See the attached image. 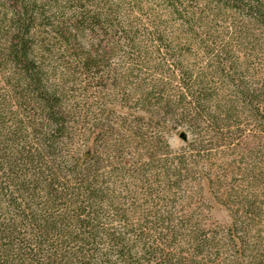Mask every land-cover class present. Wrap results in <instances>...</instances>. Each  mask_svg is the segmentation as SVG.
Here are the masks:
<instances>
[{"label": "trees", "instance_id": "1", "mask_svg": "<svg viewBox=\"0 0 264 264\" xmlns=\"http://www.w3.org/2000/svg\"><path fill=\"white\" fill-rule=\"evenodd\" d=\"M127 1L0 0V73L13 93L7 100H14V113L21 116L17 121L25 122L20 125L34 128L32 143L17 128L15 133L6 129L0 112V264H240L239 257L213 259L223 247L220 240L192 213L174 208L171 198L131 210L138 221L123 222L129 219L127 208H137L136 204L114 208L115 198L107 194L109 186H103L99 176L61 180L45 175L43 164L51 167L44 156L58 152L75 124V109L67 96L71 76L79 73L92 83L121 46L129 48L125 53L131 65H142L145 59L148 63L149 49L136 40L138 28L131 24L134 16L122 13ZM160 1L168 14L189 20V25L199 19L184 0ZM208 1L233 10L240 22L258 30L252 34L257 41L249 53L235 54L222 45L207 54L220 83L232 87L228 111L238 102L264 121V0ZM167 59L172 69L167 67L166 80L149 89L144 84L136 87L143 108L146 101L153 113L165 111L188 126L204 118L205 131L214 132L219 119L209 110L216 88L210 86L209 74L188 69L173 53ZM97 77V85L107 79ZM177 172L173 168V175ZM255 176H264L263 170ZM242 204L247 212L257 208L250 200ZM243 237L238 238L242 252L248 251V264H264V250Z\"/></svg>", "mask_w": 264, "mask_h": 264}, {"label": "rangeland", "instance_id": "2", "mask_svg": "<svg viewBox=\"0 0 264 264\" xmlns=\"http://www.w3.org/2000/svg\"><path fill=\"white\" fill-rule=\"evenodd\" d=\"M184 3L199 16L190 20L192 25L176 14H168L160 0L123 3L122 13L134 16L131 24L138 28L136 40L149 49L148 63L145 59L142 65H131L125 53L129 48L121 46L110 56L108 67L97 73L107 78L100 85L96 84L97 75L89 84L83 80L84 75L74 73L67 96L68 104L75 109V124L58 152L44 156L51 169L44 164L42 168L45 175L61 180L99 176L102 185L109 186L107 194L115 198L114 208L136 204L137 208H127L129 219L123 222L138 221L137 213L131 214V210L173 199L174 208L192 213L209 234L220 240L223 247L213 259L224 262L223 258L239 257L240 264H248V251L242 252L239 236L264 250V176H255L258 170L264 172V121L238 102L228 111L226 107L234 99L232 87L220 83L209 68L207 51L225 45L235 54L249 53L256 40L253 42L252 34L258 30L240 22L241 17L233 10L214 2ZM171 53L188 69L209 74L210 86L216 87L209 110L215 111L220 121L214 132L205 131L208 121L204 118L188 126L180 117L171 119L165 111L153 113L151 103L145 101L143 108L138 85L149 89L166 80L167 67L172 69V61L167 59ZM157 62L162 64L154 67ZM10 88L0 73L4 126L14 133L17 128L33 143L34 128L20 125L25 122L17 121L21 116L14 113V100H7L10 93L13 97ZM80 155L89 163L83 162ZM173 168H178L177 175H173ZM173 176H180L179 180ZM245 200L255 202L257 208L252 213L243 208ZM234 241L238 244H232Z\"/></svg>", "mask_w": 264, "mask_h": 264}, {"label": "water", "instance_id": "3", "mask_svg": "<svg viewBox=\"0 0 264 264\" xmlns=\"http://www.w3.org/2000/svg\"><path fill=\"white\" fill-rule=\"evenodd\" d=\"M87 155V154H86Z\"/></svg>", "mask_w": 264, "mask_h": 264}]
</instances>
